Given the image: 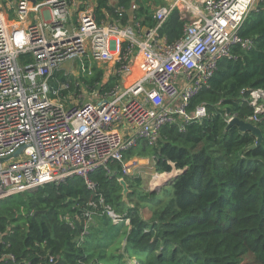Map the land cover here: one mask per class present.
I'll use <instances>...</instances> for the list:
<instances>
[{
	"label": "built area",
	"instance_id": "1",
	"mask_svg": "<svg viewBox=\"0 0 264 264\" xmlns=\"http://www.w3.org/2000/svg\"><path fill=\"white\" fill-rule=\"evenodd\" d=\"M72 1L0 0V160L9 159L0 163V201L81 178L97 199L81 214L86 231L97 215L114 224L123 221L97 192L91 176L104 170L113 177L119 171L113 167L119 165L120 182L141 164L138 157L126 160L131 151L144 144L156 146L165 127L185 132L208 117L205 104L190 110L192 102L209 86L221 62L234 59L236 47H253L240 31L253 7L264 0H160L151 29L137 21L123 25L125 8L118 7V0L117 6L109 4L117 7L116 22L99 23L98 2L94 6L80 0L77 24L72 25ZM176 10L189 22L183 37L170 43L160 30ZM6 11L17 19L10 23ZM23 55L32 62L22 63ZM75 62L83 76L93 75L90 63L104 73L100 88L92 90L93 101L82 105L78 97L84 83H78L77 100L64 94L68 81L57 88L51 85L58 72ZM119 77L123 83L102 87ZM262 98L263 91L251 92L253 122L264 114ZM19 149L23 151L15 157ZM64 220L73 226L72 216ZM6 258L15 260L3 255L0 261Z\"/></svg>",
	"mask_w": 264,
	"mask_h": 264
},
{
	"label": "trees",
	"instance_id": "2",
	"mask_svg": "<svg viewBox=\"0 0 264 264\" xmlns=\"http://www.w3.org/2000/svg\"><path fill=\"white\" fill-rule=\"evenodd\" d=\"M132 3L138 0H118V7L128 10ZM96 16L99 23L120 18L109 0H98ZM140 16L143 26H155L148 9ZM120 21L126 25L129 18L123 14ZM188 22L176 10L160 33L177 42ZM240 35L253 47H236L234 59L221 62L192 102L190 110L205 104L208 117L185 132L165 127L158 147L144 144L127 155L147 158L155 150L157 172L180 171L162 196L145 192L140 179L125 177L131 191L127 203L118 181L121 167H115L119 171L113 177L99 170L91 176L97 192L123 221L114 224L97 215L86 231L81 214L97 199L81 178L1 200L0 257L15 260L0 264H243L247 257L251 264H264V140L250 150L256 143L250 133L228 129V119L238 117L258 126L264 136V114L253 122L255 108L249 104L252 91L264 92V2L249 13ZM21 61L32 62L26 55ZM93 70L92 78L83 80L91 90L104 82L103 71ZM56 78L54 88L68 79L63 72ZM114 82L102 87L109 89ZM144 208L149 217L142 216ZM66 216L73 217V226Z\"/></svg>",
	"mask_w": 264,
	"mask_h": 264
},
{
	"label": "rangeland",
	"instance_id": "3",
	"mask_svg": "<svg viewBox=\"0 0 264 264\" xmlns=\"http://www.w3.org/2000/svg\"><path fill=\"white\" fill-rule=\"evenodd\" d=\"M257 6L258 5H255L252 10H255V8ZM8 11H6L7 12V20L10 23H12L15 21L14 20L15 18H14V16H12V12H8ZM89 65H90V68L96 67L97 69L101 70L97 66V64H95V63H90ZM106 68L107 67L104 66L105 70H106ZM62 71L64 73V76L67 75V78H68L67 81L70 84V88L65 90L67 92L66 95H70L69 98H72L73 100H77L79 98L80 99L78 101L79 105H82L83 103H87L89 101H93V93L95 90L92 91L89 88V86L85 83V81H83L84 79H91L93 75L92 76H83L79 62L68 63ZM108 78H109V75L106 76V81L108 80ZM120 79H121V77H119L117 80H114L115 82L113 84L116 86L118 84L123 83L124 78H122L121 80ZM79 82L82 84L84 83L85 88H84V92H82V94H80V96L78 98H76L75 93L81 89V86L78 85ZM114 85H113V87H114ZM97 86H99V85H97ZM69 98H67V100H69ZM261 101L264 102V99L262 98ZM156 147H158V144L152 148H156ZM132 156L133 157H131V158H128L126 156V160L132 161L134 158L138 157L142 161H141V164L138 167H136L135 169H132L130 175L126 176V177H129V178L134 179V180L140 179L142 182L140 187L145 192L150 193V194H152L154 192H158V193L160 192V195L162 196V194L168 190L167 187L169 185L164 186V184H161L160 179H169V177H168V173L161 174V173L157 172V167H156V163H155V150L150 151L149 155L146 156L147 158H141L137 155V153L132 155ZM117 166H119V165H117ZM115 167H113V168L115 169ZM172 171H176V173L175 172L174 173L169 172V174H171V176L174 174L175 175L179 174V172H180L179 170H176V169H173ZM120 177H122V175H120ZM166 188H167V190H166ZM144 210L145 211L142 212V216L144 218H146V214H147V216L149 217L150 216L149 209L144 208ZM133 261H137V260H133ZM137 264H139L138 261H137ZM243 264H251V257L245 258Z\"/></svg>",
	"mask_w": 264,
	"mask_h": 264
},
{
	"label": "crops",
	"instance_id": "4",
	"mask_svg": "<svg viewBox=\"0 0 264 264\" xmlns=\"http://www.w3.org/2000/svg\"><path fill=\"white\" fill-rule=\"evenodd\" d=\"M96 2H98V0H88L87 3L93 4L95 6ZM15 3H16V1H13V3H10V5H13L15 7V5H16ZM80 3H81L80 0H73L72 1V8H71L72 19L69 21L72 25L77 24L78 13L76 11V5L80 4ZM160 3H161L160 0H138V3H132L128 10H127V8H125V15L129 18L128 24H134L137 22L145 21V17L140 16V15L143 13H146V9H148V11L151 12V14H152V12H154L156 7H158ZM109 4L112 6H114V5L117 6V1L116 0H109ZM134 5H136L138 7L137 10L132 9V6H134ZM143 9H144V11H143ZM42 12L47 14L48 10L44 9V10H42ZM12 16H14V18L17 19L15 14H12ZM115 20L116 19H112V21L116 22ZM135 21H137V22H135ZM140 62H141V56H138L135 60V67H134L135 70H136V68Z\"/></svg>",
	"mask_w": 264,
	"mask_h": 264
},
{
	"label": "water",
	"instance_id": "5",
	"mask_svg": "<svg viewBox=\"0 0 264 264\" xmlns=\"http://www.w3.org/2000/svg\"><path fill=\"white\" fill-rule=\"evenodd\" d=\"M31 1L33 2V4H36V2H37V0H31ZM228 114H230L229 110H228ZM234 126L238 127L241 133H250L256 139V143L253 146H251L250 150H254V149H256L262 145L263 140H264V136L262 134L261 129L258 126H256L255 124H253L251 122H246V121L240 120L238 117H233L231 119V121L228 123V129L231 127H234ZM22 151H23V149H19L16 152L15 157L20 155L22 153ZM8 160H9L8 158L2 159V160H0V163H4L5 161H8ZM177 177H178V174H176L172 179L165 182L164 186L171 185ZM119 183L123 188V192H122L123 199L125 202L128 203V201H129L128 196L131 193L129 186L124 179H121Z\"/></svg>",
	"mask_w": 264,
	"mask_h": 264
},
{
	"label": "bare ground",
	"instance_id": "6",
	"mask_svg": "<svg viewBox=\"0 0 264 264\" xmlns=\"http://www.w3.org/2000/svg\"><path fill=\"white\" fill-rule=\"evenodd\" d=\"M175 171H172V172H170V173H174ZM176 173V172H175ZM171 174H169L168 173V177H169V179H160V182H161V184H164L165 182H167V180H170L171 178H173L174 176H175V174L174 175H172L171 177Z\"/></svg>",
	"mask_w": 264,
	"mask_h": 264
}]
</instances>
